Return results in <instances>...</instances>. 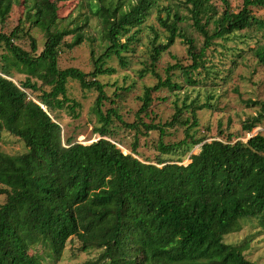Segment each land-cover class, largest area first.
<instances>
[{
  "label": "trees",
  "instance_id": "trees-1",
  "mask_svg": "<svg viewBox=\"0 0 264 264\" xmlns=\"http://www.w3.org/2000/svg\"><path fill=\"white\" fill-rule=\"evenodd\" d=\"M60 1L67 0H0L2 21L15 3L24 5L18 25L10 33L0 32V46L7 51L0 61V140L6 131L26 145L16 154L0 150V195H5L0 204V264H57L73 238L78 251L100 250L96 259L82 264H255L245 254L247 242L228 243L225 237L240 231L246 218H256L264 228V135L259 132L246 140H234L231 133L226 139L198 136L193 131L199 125L198 111L213 106L196 99L185 102L186 109L176 104L171 120L164 123L147 122L143 115L149 113L154 91L183 89L172 68H179L184 83L191 85L197 81L194 71L210 73L206 55L216 39L259 38L252 49L264 68V17L253 11L264 7V0H243L238 11L229 0H222V11L212 0H183L188 14L172 6L161 8L158 0H84L99 17L107 42L91 72L59 64L63 50L83 43L82 30L90 17L85 14L83 23L73 21V28L60 29ZM155 8L167 33L165 41L155 33L151 43L148 71L158 82L145 87L137 118L130 122L118 107L104 108L107 100L117 101L99 76L117 72L106 66V57L116 56L120 65H128L124 53L140 41ZM186 18L201 35L202 46L189 34ZM31 27L45 34L41 50ZM25 35L30 50L15 43ZM178 38L187 45L192 64H176L162 78L155 65ZM11 66L27 78L16 83ZM71 80L98 92L93 114L100 137L90 143L65 138L58 116L63 109L80 116L82 104L69 94ZM128 91L117 87L116 99ZM248 103L255 114L242 128L250 133L264 122V100ZM178 125L184 126L185 137L167 141L166 129ZM121 129L134 133L130 148L119 140ZM151 132L159 134L157 153L142 159L141 136ZM197 145L199 152L183 163ZM174 154L177 158L171 157Z\"/></svg>",
  "mask_w": 264,
  "mask_h": 264
},
{
  "label": "rangeland",
  "instance_id": "rangeland-1",
  "mask_svg": "<svg viewBox=\"0 0 264 264\" xmlns=\"http://www.w3.org/2000/svg\"><path fill=\"white\" fill-rule=\"evenodd\" d=\"M183 0H158L159 6H172L179 8L184 14L188 10L183 6ZM219 9L223 10L222 0H212ZM231 7L238 11L243 0H229ZM59 5V27L60 29L73 28L76 21L83 23L85 14L90 17L84 27V41L81 45L73 49H65L61 52L60 66L78 67L85 72L94 70L95 58L103 54L107 47V42L103 39V30L100 19L86 7L84 0H67L58 2ZM179 5V6H178ZM254 13L264 17V7L254 8ZM24 14V5L17 2L13 5L11 12L6 19H0V32L10 33L19 23V19ZM165 12L162 13V16ZM188 22V23H187ZM192 21L186 18L184 23L189 34H194L202 46V37L191 26ZM73 24V25H72ZM140 33V41L132 45V50L124 53L128 57V65L122 66L116 56L106 57V66L114 67L117 72L112 75H101L99 79L106 84L107 94L115 99L117 103L113 104L111 100L105 102L104 108L111 106L118 107L126 120L133 122L137 118V112L142 105L140 96L143 94L146 86H153L158 82L155 73L151 69V43L155 38V33L159 35V41H165L166 30L158 21V9L155 8L147 21L144 23ZM30 33L37 38L40 50L43 48L46 37L39 28L31 27ZM259 37L261 35L259 34ZM68 38V37H67ZM259 38L248 39L244 41L239 37L231 39H216L213 46L207 50L206 65L210 68V73L206 69L199 68L193 72L196 84L191 85L184 83L179 68H172L171 74L175 80L181 81L184 87L181 91H171L162 88L154 91V102L147 115L143 118L147 122H166L171 120L176 111V104L184 107L185 102L189 104L193 100L199 103L210 102L212 108L198 111L199 125L193 129L198 136L207 135L208 139L225 138L226 134L231 133L234 140L247 138L261 132L264 135V122L252 132L247 133L243 130V122L250 115L255 114V107L250 106L248 100H264V68L260 65L253 53L256 41ZM15 43L23 48L30 50L29 36H23L15 40ZM7 51L0 46L1 56ZM11 58V57H10ZM176 64L188 66L192 60L187 52V45L181 38L166 52H164L155 65V71L162 77L166 78L170 67ZM13 80L20 83L27 78V73L20 71L17 67L11 66ZM142 73H144L142 75ZM34 80H37L34 78ZM41 83V81H39ZM69 94L72 98L79 101L82 107L77 111L80 116L75 118L63 109L58 111L65 138L72 136L75 140L90 143L97 140L100 136L95 133L96 117L93 114V107L98 92L93 89L82 88L77 81L69 82ZM117 87H129V91L123 93L120 98L116 99L115 90ZM30 97L34 98L35 94L29 91ZM121 93V89L117 94ZM224 130V135L219 136V130ZM165 139L167 141H180L185 137L184 126L178 125L174 128H168ZM158 132H151L141 136L139 152L142 159L146 157L152 159L156 155L155 142L158 140ZM119 140H122L126 147L130 148L134 141V133L129 130L121 129ZM122 147V146H121ZM200 145L188 153L183 163L190 162L189 156L192 153H198ZM127 153V148L122 147ZM0 150L10 154L21 153L26 150L25 143L16 136L6 131L2 133L0 140ZM171 157L177 158L176 154ZM5 201V195H0V204ZM242 229L238 232L226 235L225 241L228 243L247 242L249 247L246 249V256L255 264H264V228L256 218H246L241 220ZM79 242L73 238L67 243L62 258L57 264H82L98 257L100 250L92 249L90 251H78ZM42 249V248H40Z\"/></svg>",
  "mask_w": 264,
  "mask_h": 264
}]
</instances>
